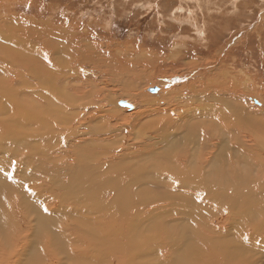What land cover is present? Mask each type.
Here are the masks:
<instances>
[{
  "label": "bare ground",
  "instance_id": "6f19581e",
  "mask_svg": "<svg viewBox=\"0 0 264 264\" xmlns=\"http://www.w3.org/2000/svg\"><path fill=\"white\" fill-rule=\"evenodd\" d=\"M5 10L0 148L15 160L9 174L17 166L29 175L15 179L14 172L2 182L0 169V264H264V106L246 103L238 76L216 69L206 84L184 85L178 97L172 90L163 110L149 111L157 119L142 122L139 111L114 124L105 120L123 110L108 102L106 81L97 93L84 80L96 55L90 46L83 53L85 38ZM134 72L125 93L142 84ZM134 122L135 137L116 138ZM108 140L113 145L103 149ZM69 154L78 171L62 181ZM77 188L96 200L68 214L59 204L51 208Z\"/></svg>",
  "mask_w": 264,
  "mask_h": 264
},
{
  "label": "rangeland",
  "instance_id": "374dc122",
  "mask_svg": "<svg viewBox=\"0 0 264 264\" xmlns=\"http://www.w3.org/2000/svg\"><path fill=\"white\" fill-rule=\"evenodd\" d=\"M14 1L0 0V12L6 9L10 13L22 16V19L29 18L25 20L29 21L27 23L29 25L33 20H46L48 27L49 22H51V29L60 28L64 32L71 30L77 33L79 38H85L84 44L86 46H82L84 48L83 53L87 52L89 50L87 46H90V49L94 50V52L91 50V53L96 55L90 59V64H88L89 67L94 64L88 68L90 73L92 70L91 78L84 80L89 79L88 82L90 81L89 83L95 86L93 90H96L97 93L105 86H101V82L106 81L108 86L106 88L110 91V96L107 98L108 102L110 104L116 103L117 108L123 110L120 114L116 113V116H121L120 118L112 117L113 119L107 118L105 121L111 123L114 121L113 123L116 124V119L117 124H119L123 115L128 116L129 120V118L134 117L133 114L139 111L143 113L141 115L142 122L144 119L145 121L157 119V115H153L149 111L153 108L163 110L167 98L174 94L172 90L179 93L178 95L174 94L175 97L181 93H187V91H182V86L188 87L190 83L193 86H198L201 81L202 84H206L205 77H214L219 69L229 70L231 75L238 76L239 81L242 82L240 89L246 93V103L251 108L261 109L264 106V0ZM40 10L41 12H39ZM52 21H58L60 24L56 23L57 25L54 26ZM97 50L99 53H96ZM75 66L77 67V65ZM132 69L135 70L133 82L141 80L140 83L142 84L136 91L130 90L125 93L122 90L131 88L129 84L132 79ZM80 74L83 75V73ZM138 74L143 75L139 76ZM227 79L228 77L225 76L224 82L228 84ZM142 80L144 82L146 80L145 84L147 85ZM141 87L142 89H140ZM114 92L117 94L116 96ZM162 93L165 94L162 95ZM139 94H142V98ZM110 98H112V102ZM130 98L131 100H128ZM117 102H128L134 108L129 111L118 106ZM96 124L101 123L97 122ZM134 124L135 122L132 123V125ZM124 125H128V123ZM139 126L140 124H136V127L134 125V127L121 128L120 134L116 138H123L124 135L128 136L129 134H131L130 138L135 137L138 134ZM61 145H58V148L63 150L73 151V149L78 148L68 145L64 149ZM101 145H106L103 147L104 149L109 148L107 145L112 146L113 144L111 140H108L102 142ZM117 145L120 146L118 140L115 146L121 147ZM115 146L111 148L115 149ZM2 148H0V169L3 171L1 180L5 182L10 166L15 160L12 158V154L6 149L4 152ZM86 149L92 151L91 147ZM99 151L102 150H95L96 157H98ZM46 156L49 155L46 154ZM70 156L71 154L68 158L64 156L66 158L64 167L68 166L71 170L68 171L67 168H65L67 170H63L67 175L66 173L62 174L60 177L62 181L66 180V177L72 178L78 171L73 167L78 163L77 160L74 156L73 158ZM58 161L59 159L56 158V163ZM7 162L9 164H5ZM71 162L75 163L72 164ZM70 163L72 164L71 167ZM92 163L95 162L92 160ZM4 164L6 165L5 168H3ZM16 169L17 166L9 174L12 175L15 172L17 175L15 179H22V177L29 175L28 172L22 173L20 169L16 172ZM19 170L20 173H18ZM97 172L98 170H95L96 174ZM33 186L43 188L42 183L37 180ZM76 190V193H70L68 201L63 198L60 201H52L51 208L59 204L68 214L73 213L76 209L83 211L88 207L90 201L93 203L96 200L94 196L88 197L89 195H84L85 193L81 192L80 189L77 188ZM151 197L154 198L155 196ZM93 198L95 199L93 200ZM51 199L47 197L44 203L49 204ZM97 205L94 208H97ZM63 210L58 215H64ZM48 219L51 220L50 217ZM155 220L156 223H161L157 218ZM259 220L257 218V222ZM246 224L252 225L250 222ZM190 227L192 228V223ZM50 229L53 230L54 228L50 227ZM188 232L189 229L186 228V233ZM43 233L45 234V232H39L37 235L41 243L44 242ZM54 242L58 252L65 248L62 239Z\"/></svg>",
  "mask_w": 264,
  "mask_h": 264
},
{
  "label": "water",
  "instance_id": "95a60500",
  "mask_svg": "<svg viewBox=\"0 0 264 264\" xmlns=\"http://www.w3.org/2000/svg\"><path fill=\"white\" fill-rule=\"evenodd\" d=\"M118 105L122 106V107H124V106L126 107L127 106L125 102H119Z\"/></svg>",
  "mask_w": 264,
  "mask_h": 264
}]
</instances>
